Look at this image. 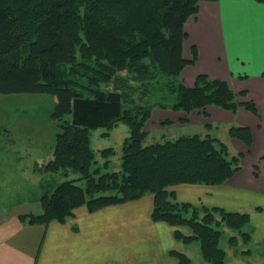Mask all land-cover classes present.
I'll return each instance as SVG.
<instances>
[{
  "label": "trees",
  "instance_id": "1",
  "mask_svg": "<svg viewBox=\"0 0 264 264\" xmlns=\"http://www.w3.org/2000/svg\"><path fill=\"white\" fill-rule=\"evenodd\" d=\"M203 1L217 0H0V94L52 97L58 131L43 171L76 175L42 195L40 214H21L19 222L63 224L82 206L93 213L152 195L153 222L187 228L189 235L175 230V239L197 243L206 264H226L223 230L239 231L249 215L178 203L170 187L222 185L240 170L241 155L209 135L146 143L144 130L154 108L190 114L242 106L257 115L252 101L238 100L245 92H233L222 80L199 74L191 87L180 81L196 57H183L184 24ZM120 123L128 128L120 169L102 173L93 168L96 154L107 168L114 150L94 151L90 133L103 129L109 136ZM228 135L251 145L247 128L232 126ZM170 255L177 264H192L184 253Z\"/></svg>",
  "mask_w": 264,
  "mask_h": 264
},
{
  "label": "crops",
  "instance_id": "2",
  "mask_svg": "<svg viewBox=\"0 0 264 264\" xmlns=\"http://www.w3.org/2000/svg\"><path fill=\"white\" fill-rule=\"evenodd\" d=\"M184 31L183 57L191 60L193 52L196 57L182 69L181 83L191 87L199 74L222 80L233 92H245L238 100L252 101L257 115L242 106L235 112L207 106L190 114L154 108L145 128L167 121L170 125L165 128L178 129L179 136L209 135L224 142L232 154L241 155L240 170L222 185L181 184L170 190L178 203L248 214L249 222L239 231L224 229L236 237L235 246L228 242L224 250L226 258L236 253L241 261V255L248 256L242 264L254 260L264 264L263 252L246 249L250 243L264 244V3L200 2ZM184 118L187 121L181 122ZM232 126L250 131L249 147L228 135ZM152 207V195L93 213L82 206L66 223L45 226L19 222L12 213L1 215L0 264H177L170 251L187 255L181 247L198 244L175 239V230L189 235L187 228L153 222ZM240 231L249 235V241L244 242Z\"/></svg>",
  "mask_w": 264,
  "mask_h": 264
},
{
  "label": "rangeland",
  "instance_id": "3",
  "mask_svg": "<svg viewBox=\"0 0 264 264\" xmlns=\"http://www.w3.org/2000/svg\"><path fill=\"white\" fill-rule=\"evenodd\" d=\"M105 86L102 84L99 88L107 90L111 88ZM84 93L88 95L87 91ZM52 111V97L46 94H0V219L3 215L8 217L10 213L15 217L29 212L40 214L39 199L42 195L63 181L76 178L72 171H67L66 175L43 171V164L52 158L54 137L58 131L57 122L51 117ZM161 123L157 125L148 123L146 128L144 126L147 132L146 143L162 141L163 137L175 139L182 133L176 128H165L170 123L167 125ZM103 131L96 129L90 133L91 147L94 151L104 148L114 150L107 168H104V161L100 155L96 154L99 163L93 168H100L102 173L120 169L121 143L128 135V128L120 123L109 136H102ZM232 235L235 236V233L224 230L219 241V246L223 250H227L228 238ZM232 246L235 245L230 242V247ZM246 249L264 253V244L250 243ZM181 251L189 255L193 264H206L196 244L182 246ZM238 255L235 253L231 258L229 254L226 264L247 263L248 256L240 254L242 256L240 258H243L242 262ZM256 263L257 261L254 260V264Z\"/></svg>",
  "mask_w": 264,
  "mask_h": 264
}]
</instances>
